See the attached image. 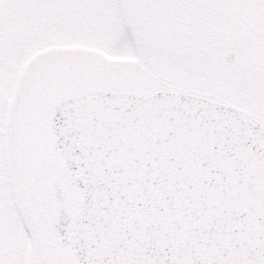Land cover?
<instances>
[{
	"label": "snow or ice",
	"instance_id": "1",
	"mask_svg": "<svg viewBox=\"0 0 264 264\" xmlns=\"http://www.w3.org/2000/svg\"><path fill=\"white\" fill-rule=\"evenodd\" d=\"M0 264H264V0H0Z\"/></svg>",
	"mask_w": 264,
	"mask_h": 264
}]
</instances>
